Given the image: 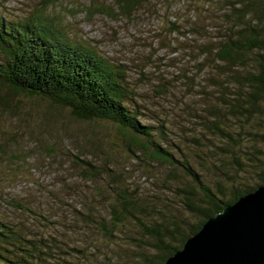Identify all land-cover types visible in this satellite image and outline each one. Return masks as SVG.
<instances>
[{
	"label": "rangeland",
	"instance_id": "374dc122",
	"mask_svg": "<svg viewBox=\"0 0 264 264\" xmlns=\"http://www.w3.org/2000/svg\"><path fill=\"white\" fill-rule=\"evenodd\" d=\"M232 1L146 0L126 15L114 0H0V19L25 21L43 9L69 40L123 71L125 104L174 159L207 185L229 187L235 179L255 182L254 167L235 159L264 149V113L230 106L216 113L221 97L240 86L214 57ZM2 91L13 106L0 108V219L49 252V262L138 264L137 242L129 240L135 225L113 235L103 229L118 198L108 183L137 197L154 219L186 217L176 187L187 179L178 164L144 155L106 120L76 119L42 96Z\"/></svg>",
	"mask_w": 264,
	"mask_h": 264
},
{
	"label": "trees",
	"instance_id": "16d2710c",
	"mask_svg": "<svg viewBox=\"0 0 264 264\" xmlns=\"http://www.w3.org/2000/svg\"><path fill=\"white\" fill-rule=\"evenodd\" d=\"M145 1L114 0V6L130 15ZM228 7L229 24L225 26V38L218 43L214 57L225 64V68L229 66L230 77L240 86L226 98L221 97L222 105L216 113L230 106L254 116L264 113V0H233ZM43 11L40 9L37 15L25 21L0 19V108L13 106L3 94L2 87H6L14 93L42 96L68 108L76 119L106 120L120 132L128 133L130 143L144 155L169 161L175 167L178 164L187 179L186 185L176 189L188 214L183 218L175 216L173 220L154 219L149 208L128 190L118 192L113 190L112 184H107L111 191L118 193V198L109 224L103 223V229L113 235L123 224L133 223L138 233L129 240L137 242L138 264H163L207 218L264 183L262 148L245 152L247 161L235 159V164L244 162L254 167L253 184L247 185L241 179L233 180L229 187L220 180L214 181L212 186L204 183L199 171L187 161L179 163L174 159L169 150L155 140L154 127L142 123L136 111L127 107L125 101L130 97L123 71L95 51L73 43ZM235 68L239 69L236 77ZM242 70L245 71L242 73ZM260 120L264 123L262 116ZM213 127L221 130L217 122ZM258 137L264 145V130L259 131ZM128 149L136 155L135 150L129 146ZM46 254L50 253L33 241L25 240L17 229L0 219V264H55L47 260Z\"/></svg>",
	"mask_w": 264,
	"mask_h": 264
},
{
	"label": "water",
	"instance_id": "95a60500",
	"mask_svg": "<svg viewBox=\"0 0 264 264\" xmlns=\"http://www.w3.org/2000/svg\"><path fill=\"white\" fill-rule=\"evenodd\" d=\"M163 264H264V183L207 218Z\"/></svg>",
	"mask_w": 264,
	"mask_h": 264
}]
</instances>
